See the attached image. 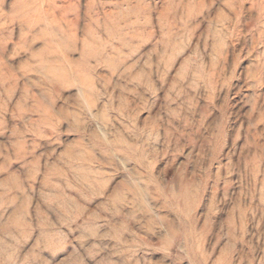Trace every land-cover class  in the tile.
I'll return each instance as SVG.
<instances>
[{
    "label": "rangeland",
    "instance_id": "374dc122",
    "mask_svg": "<svg viewBox=\"0 0 264 264\" xmlns=\"http://www.w3.org/2000/svg\"><path fill=\"white\" fill-rule=\"evenodd\" d=\"M0 264H264V0H0Z\"/></svg>",
    "mask_w": 264,
    "mask_h": 264
},
{
    "label": "bare ground",
    "instance_id": "6f19581e",
    "mask_svg": "<svg viewBox=\"0 0 264 264\" xmlns=\"http://www.w3.org/2000/svg\"><path fill=\"white\" fill-rule=\"evenodd\" d=\"M6 18V17H5ZM2 19V18H1ZM3 20V19H2ZM8 22V21H7ZM8 24V23H7ZM2 27V26H1ZM4 28V27H3Z\"/></svg>",
    "mask_w": 264,
    "mask_h": 264
}]
</instances>
